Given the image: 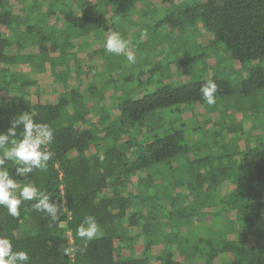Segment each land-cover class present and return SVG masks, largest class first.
I'll use <instances>...</instances> for the list:
<instances>
[{
	"label": "trees",
	"instance_id": "1",
	"mask_svg": "<svg viewBox=\"0 0 264 264\" xmlns=\"http://www.w3.org/2000/svg\"><path fill=\"white\" fill-rule=\"evenodd\" d=\"M136 1L0 0V132L22 112L54 130L46 170L23 177L10 161L5 167L14 179L31 180L62 204L56 222L32 210L33 201H25L15 219L0 209V235L8 236L15 251H26L29 264H264V132L253 127L257 143L223 152L214 162L192 154L184 123L166 117L206 102L199 89L214 80L216 101L246 98L254 122L257 96L264 101V66H251L235 84L219 75L192 79L193 66L186 78L170 83L166 80L178 81L171 62L141 65L135 75L139 83L145 77L150 89L132 97L123 89L115 93L105 81L107 92L92 115L98 118L85 112L97 85L115 77L99 63L96 28L108 23L110 11L130 13ZM187 11L200 16L210 37L204 44L216 49L180 60L179 67L222 57L242 70L243 63L264 57V0H195ZM63 23L91 36L88 60L71 56L75 51L66 45L71 35ZM48 63L56 79L39 74ZM26 64L35 69L33 75L20 69ZM135 67L123 68L125 82ZM70 77L73 85L67 87ZM112 96L120 99L114 105ZM233 125L223 129L241 131V122ZM87 215L100 227L99 238L90 242L76 231ZM64 248L75 251L65 254Z\"/></svg>",
	"mask_w": 264,
	"mask_h": 264
},
{
	"label": "rangeland",
	"instance_id": "2",
	"mask_svg": "<svg viewBox=\"0 0 264 264\" xmlns=\"http://www.w3.org/2000/svg\"><path fill=\"white\" fill-rule=\"evenodd\" d=\"M174 1L175 3L173 4H163L161 0H137L136 2L138 3L135 9L130 13L113 15L110 11L108 23H104L103 26L96 28L95 37L97 36V40L100 39L98 41L97 54L100 57L98 58L99 63L101 62L102 65H106L108 68L107 71L110 70L109 72L114 73L115 77L114 80L107 77L108 79L97 85L96 94L92 102H89L88 105L84 107L85 112L88 113L87 116L89 119L98 118L97 115L93 117L92 115L95 105L97 107L99 106L97 100L99 99L98 101H102L103 99L101 98L104 96L103 92H107L105 90V87H107L105 81L112 83L110 89L115 93H117L119 89H123L124 93L132 97L140 94L136 91L139 90L141 92L143 90L144 92L146 86L147 89L152 87L147 84L148 81H146L145 77H142L144 80L142 83H139L135 74L139 71L141 65L151 67L155 64H160L164 67L171 62L170 70H172L173 74L177 75L178 81H173V79L168 80L167 78L164 79H167L166 81L170 83L179 82L186 78L184 74L185 71H188L189 66H193L196 75L193 74L194 76L192 79L197 77L208 78L213 75H219L229 77L235 84L247 73V69L251 66H264V57L256 61H247L243 63L242 66L244 68L242 70L238 67L240 66L238 63H236L237 68H233L227 59L222 57L221 59L210 57L205 62L196 60V62H192V65L190 63L184 64L182 68L179 67L177 64L178 61L188 57H195L202 53H204L203 55L208 54L210 51L212 52L216 49V45L204 44L208 43L207 41H209L210 37L203 26L202 19L198 14L193 13L194 15H192V12L189 13L187 11L188 6L193 4L195 0H188V2L186 1L184 3L183 1L185 0ZM102 4L104 5V3ZM103 5L98 4L96 7L99 10H103ZM162 20H164L163 24H159ZM61 25L62 29L67 28L65 23ZM109 28L113 31H118L122 38L128 42V50L135 54L136 70L132 79L127 82L123 79L125 77L124 75L128 73L124 74L122 70L124 67L135 66V63H129L124 54L117 56L105 51L104 42L108 36L107 30ZM67 29L68 33L66 34H70L71 37H69L66 45H69L68 48L71 51L70 53L75 51L71 56L78 59L81 56V59L88 60L85 52L86 49L92 45L91 36L88 35L89 37H87L86 34L82 35L81 31L71 26ZM59 30L57 29V32H59ZM93 33L94 31L90 34ZM219 45L224 47L222 43H219ZM212 55L211 53V56ZM95 58L97 59L96 56H94V59ZM209 61L211 64H209ZM66 65L70 68V63ZM100 68L102 69V67ZM20 69L28 75H33L35 73V69L31 64L23 65ZM99 70L100 69H98V71ZM66 71L70 72L68 70ZM129 71L132 72V70ZM48 75L50 78L56 79V76L52 73ZM73 75L74 73L71 74V77ZM71 77L66 81L67 86L70 87L73 85ZM112 97L109 99V102L112 104L113 102L116 104L120 100L115 96ZM257 97L258 110L255 113L257 117L256 119L254 118V122L252 121L249 111H247V99L239 95H235L233 99L217 97V101L214 105H208L206 102L200 104L192 103L191 105L187 104L182 107V112L175 109V111L170 114L166 113V117L168 120H175L180 124L184 123L187 136L186 142L193 148L192 154L198 157L210 156L214 162H217L220 160V156L223 152L230 154L236 150H243L247 145L253 146V144L257 143L255 129H259L258 132L262 131L261 135H263L264 101H261V95ZM239 113H242L240 118ZM238 119L240 120L238 121ZM240 122L242 128L239 132L235 129L233 131L231 129L230 131L223 129L227 124H234L231 127H236ZM258 136L260 135L258 134ZM240 156L241 153L234 158L238 157L239 160ZM223 161L226 162V159L224 158ZM235 161L234 159L233 162ZM182 187L184 188L183 185ZM162 195L164 196L165 194ZM235 216L236 210H233L231 217L234 218ZM182 233L184 234V232ZM192 235L193 232H191V236ZM165 246L167 249L170 248V246Z\"/></svg>",
	"mask_w": 264,
	"mask_h": 264
},
{
	"label": "clouds",
	"instance_id": "3",
	"mask_svg": "<svg viewBox=\"0 0 264 264\" xmlns=\"http://www.w3.org/2000/svg\"><path fill=\"white\" fill-rule=\"evenodd\" d=\"M104 42L105 51L119 56L124 54L129 63H135V54L128 50V42L118 31L108 30ZM146 35V33H145ZM219 90L214 80L203 83L199 89L201 98L208 105L216 103ZM22 125V130L18 131ZM54 141V130L47 124L36 123L30 112H22L14 117L6 132H0V209H6L8 216L18 218L20 207L25 201H33L32 210L43 213L53 222L58 221L62 204L54 203L52 197L41 191L31 180L20 182L10 175L5 167L11 162L17 176L29 177L36 170H46L53 153L47 148ZM77 236L90 242L100 236V227L92 215L84 217L77 228ZM73 248H64L65 254L74 252ZM30 256L24 251H15L8 236L0 235V264H29Z\"/></svg>",
	"mask_w": 264,
	"mask_h": 264
},
{
	"label": "crops",
	"instance_id": "4",
	"mask_svg": "<svg viewBox=\"0 0 264 264\" xmlns=\"http://www.w3.org/2000/svg\"><path fill=\"white\" fill-rule=\"evenodd\" d=\"M66 24V23H65ZM68 26V25H67ZM49 68V69H48ZM58 72H61V71H58ZM50 73H52L51 72V66H50V64L48 63V64H46V66H45V70H44V72H42V73H39V74H43V75H46V77H48V74H50ZM65 85L67 86V83L65 82ZM67 87H69V86H67ZM0 97H1V99H2V97H3V93H0Z\"/></svg>",
	"mask_w": 264,
	"mask_h": 264
}]
</instances>
